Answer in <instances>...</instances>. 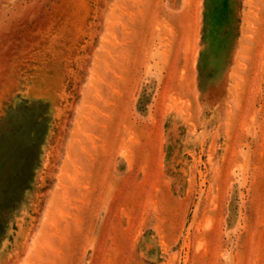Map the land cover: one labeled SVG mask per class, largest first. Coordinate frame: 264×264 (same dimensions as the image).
<instances>
[{
    "label": "rangeland",
    "instance_id": "1",
    "mask_svg": "<svg viewBox=\"0 0 264 264\" xmlns=\"http://www.w3.org/2000/svg\"><path fill=\"white\" fill-rule=\"evenodd\" d=\"M0 264H264V0H0Z\"/></svg>",
    "mask_w": 264,
    "mask_h": 264
}]
</instances>
